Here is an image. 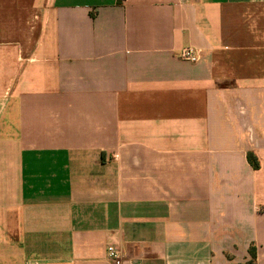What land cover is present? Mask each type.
Segmentation results:
<instances>
[{"label":"crops","instance_id":"obj_1","mask_svg":"<svg viewBox=\"0 0 264 264\" xmlns=\"http://www.w3.org/2000/svg\"><path fill=\"white\" fill-rule=\"evenodd\" d=\"M111 244L264 264V0H0V264Z\"/></svg>","mask_w":264,"mask_h":264},{"label":"built area","instance_id":"obj_2","mask_svg":"<svg viewBox=\"0 0 264 264\" xmlns=\"http://www.w3.org/2000/svg\"><path fill=\"white\" fill-rule=\"evenodd\" d=\"M180 57L184 61L197 63L201 61V52L193 46H186L181 50ZM107 258L111 264H127L121 250L112 244L107 247Z\"/></svg>","mask_w":264,"mask_h":264},{"label":"trees","instance_id":"obj_3","mask_svg":"<svg viewBox=\"0 0 264 264\" xmlns=\"http://www.w3.org/2000/svg\"><path fill=\"white\" fill-rule=\"evenodd\" d=\"M124 0H118V3H123ZM249 160L253 162L254 167H259V164L253 159L252 154L249 155ZM250 259L243 264H257L258 252L255 246H251L249 249Z\"/></svg>","mask_w":264,"mask_h":264}]
</instances>
